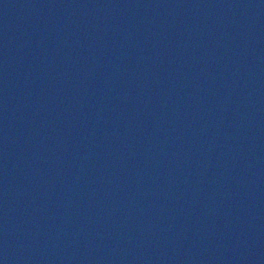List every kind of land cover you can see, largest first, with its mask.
I'll return each mask as SVG.
<instances>
[{
    "label": "water",
    "instance_id": "95a60500",
    "mask_svg": "<svg viewBox=\"0 0 264 264\" xmlns=\"http://www.w3.org/2000/svg\"><path fill=\"white\" fill-rule=\"evenodd\" d=\"M0 264H264V0H0Z\"/></svg>",
    "mask_w": 264,
    "mask_h": 264
}]
</instances>
